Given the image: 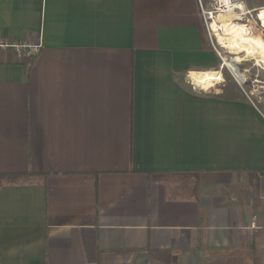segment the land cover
I'll list each match as a JSON object with an SVG mask.
<instances>
[{
	"label": "crops",
	"instance_id": "crops-1",
	"mask_svg": "<svg viewBox=\"0 0 264 264\" xmlns=\"http://www.w3.org/2000/svg\"><path fill=\"white\" fill-rule=\"evenodd\" d=\"M1 42L41 49L0 48V264H264V111L197 72L198 0H0Z\"/></svg>",
	"mask_w": 264,
	"mask_h": 264
},
{
	"label": "rangeland",
	"instance_id": "rangeland-1",
	"mask_svg": "<svg viewBox=\"0 0 264 264\" xmlns=\"http://www.w3.org/2000/svg\"><path fill=\"white\" fill-rule=\"evenodd\" d=\"M245 2L249 10L255 9L252 8L253 6H258L260 9L262 7L260 5H264V0H245ZM221 18L222 17H220V19ZM245 22L253 26V35L262 36L264 38V33L261 32L264 30L261 27V21L258 19L257 14H249ZM216 47L221 53L220 56L213 47L218 57L216 67L211 70L202 69L197 71H215L222 73L224 78L223 81H218L219 78L216 73L211 76L209 80L215 82V86L210 90L230 98L246 97L264 111V62L258 63L256 59L252 56H248L246 53L236 54V51L232 52V50L223 45H219L217 42ZM226 63H232L234 69H231ZM199 89L203 90L201 87H199Z\"/></svg>",
	"mask_w": 264,
	"mask_h": 264
},
{
	"label": "built area",
	"instance_id": "built-area-1",
	"mask_svg": "<svg viewBox=\"0 0 264 264\" xmlns=\"http://www.w3.org/2000/svg\"><path fill=\"white\" fill-rule=\"evenodd\" d=\"M198 2L211 44L213 45L214 49L218 52L220 56L221 53L218 51L216 47V42L219 45H222L220 44L218 37V34L220 32H223L221 29L222 22L220 16L222 15L229 17L231 16L233 22L246 25L250 29L251 33H253L254 30L253 26L251 24H247L245 20L249 14L255 13L257 14L258 17L259 8L249 10L246 6L245 0H207V4H206V0H198ZM214 24H216L217 26L214 27ZM261 27L264 30V27L262 26V22H261ZM262 33H264V31H262ZM0 48H12L20 57L30 59L40 51L41 44L10 45L6 42H1Z\"/></svg>",
	"mask_w": 264,
	"mask_h": 264
},
{
	"label": "bare ground",
	"instance_id": "bare-ground-1",
	"mask_svg": "<svg viewBox=\"0 0 264 264\" xmlns=\"http://www.w3.org/2000/svg\"><path fill=\"white\" fill-rule=\"evenodd\" d=\"M258 14L264 27V7L258 9ZM220 17H222L221 29L223 31L218 34L220 44L232 50V52L236 51V54L246 53L256 59L258 63L264 62V38L253 35L246 25L233 22L231 16L222 15ZM216 26L214 24V27ZM236 61L238 62L237 59ZM226 64L234 69L232 63Z\"/></svg>",
	"mask_w": 264,
	"mask_h": 264
},
{
	"label": "trees",
	"instance_id": "trees-1",
	"mask_svg": "<svg viewBox=\"0 0 264 264\" xmlns=\"http://www.w3.org/2000/svg\"><path fill=\"white\" fill-rule=\"evenodd\" d=\"M4 179L10 180V181H15L20 179L22 176L20 175H8V176H1Z\"/></svg>",
	"mask_w": 264,
	"mask_h": 264
}]
</instances>
